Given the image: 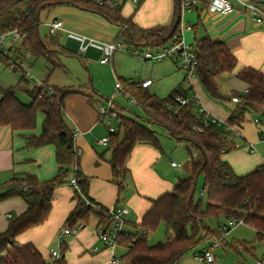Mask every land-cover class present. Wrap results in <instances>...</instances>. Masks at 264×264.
<instances>
[{
	"label": "trees",
	"instance_id": "trees-1",
	"mask_svg": "<svg viewBox=\"0 0 264 264\" xmlns=\"http://www.w3.org/2000/svg\"><path fill=\"white\" fill-rule=\"evenodd\" d=\"M59 5H73L99 13L112 24L123 28L118 38H123L137 48L161 47L180 40L181 0H175L174 16L170 25L149 28L138 26L133 16H124L122 5L109 9L85 0H0V34L11 29H18L25 34L27 40L22 44L36 58L43 57L48 61L49 75L56 67L62 66L60 55L66 49L53 35L46 39L40 37V14L43 10H51ZM196 26H191V29H196ZM191 46L199 61L196 77L211 97L224 101L228 97L222 92L217 77L235 70L238 63L236 56L224 42L215 41L208 35L196 37ZM237 76L248 84V92L233 91L232 95H239L242 101L232 111L230 118L226 123H210L207 126L202 118L196 116L199 107L193 87H177L167 96L159 97L147 87L120 79L125 93L137 99L145 117L141 119L138 116L125 115L116 108L119 113V126L115 128V132H110L108 150L113 181L118 185L119 191L125 188L130 175L128 161L134 148L138 144L162 148L158 132L150 125L162 127L171 136L186 141L192 159V173L180 180L171 192L153 200L150 209L136 225L139 228L137 233L121 237L120 243L127 247L121 259L125 264H179L189 250L232 230H223L224 223L219 226V232L213 231L205 222L208 216L242 220L244 224L255 229L258 240H264V166L248 174L238 175L223 159L225 152L241 146L238 143L240 137H234V132L228 130V125L240 124L248 112L256 113L261 122L264 121V72L244 67ZM24 81L27 84V80ZM25 91L31 97L29 103L18 98L17 88H0V125L24 132L27 147L54 146L58 171L48 180L25 174L14 176L0 185V204L14 197H21L27 203V209L13 218L5 231L0 232V264H67L66 245L61 248V257L51 261L34 244L18 245L16 239L20 234L47 221L55 190L71 182L69 176L73 170V178L77 179L78 187L75 188L73 197L76 204L68 215L67 224L74 225L80 221L85 226L92 217L98 216L100 228L109 219V209L91 199L89 195V176L80 169L81 154H78L75 144V131L65 119L67 98L72 94H84V90L37 85ZM178 98H185L187 102L182 104ZM39 114H43V120L41 132L36 134L34 130L39 123ZM196 126L204 127L202 131H198ZM200 175L205 177L202 189L205 197L196 199ZM161 223H165L168 232H173V238L149 244L148 235L155 232Z\"/></svg>",
	"mask_w": 264,
	"mask_h": 264
},
{
	"label": "crops",
	"instance_id": "crops-1",
	"mask_svg": "<svg viewBox=\"0 0 264 264\" xmlns=\"http://www.w3.org/2000/svg\"><path fill=\"white\" fill-rule=\"evenodd\" d=\"M120 1L122 14L126 17L133 16L135 23L142 28L157 25L168 26L173 21L175 0H140L136 10H132L130 7L125 11L124 5L127 0ZM261 2L264 8V0H261ZM132 3L134 2L132 1ZM235 7L236 13L224 15L211 13L205 9V5L200 4L191 11H185L182 16V26L183 20L187 22V27L197 25L194 30L193 28H187L188 34L186 30L183 32V37L188 44L194 43L196 37L201 38L208 35L215 41L224 42L236 56L238 63L235 70L232 73L221 74L217 77V82L222 92L228 98L224 101L214 99L206 92L197 77L188 80L186 71L173 84L177 88L183 87V84L187 82L188 86L183 88L193 87L194 95L197 97L199 105L223 123L227 122L238 104L231 100L233 91L244 92L248 88V84L240 79L237 73L244 67H252L264 72V22L259 23L253 20L247 9L236 2ZM57 12L60 16L58 13L54 14L52 19L48 21L47 26L49 27L50 35L56 36L59 41L60 34L72 39L67 35L68 31L84 36L90 35V31L95 29L91 28L88 22H93L92 24L95 25L94 21L100 22V26L105 29H101L103 32L98 35V39L101 42L110 43L118 38L120 27L112 24L95 11L73 5H61ZM187 12L189 13L188 19L185 14ZM71 19H77L78 23L75 25ZM52 20L63 21V28L51 31L49 23ZM60 43L62 44L61 41ZM62 45L65 48L64 44ZM94 49L99 50L97 48ZM90 50L91 47L84 52ZM99 51L102 52L101 50ZM115 54L111 61L112 66ZM172 60L176 62L174 59ZM117 78L120 80L119 77ZM123 79L139 83L151 78L138 81H134L133 78ZM153 85L154 82L152 81V84L147 88L150 90ZM83 90L84 94L78 95L79 97L70 96L67 98L65 119L74 131L77 129L81 131L75 138V144L82 151L80 169L85 175L89 176V195L91 199L107 209L123 206L129 208L127 225L129 229L130 227H135L137 229L135 233H137L139 228L136 225L150 209L153 200L167 192H171L180 180L192 173L191 155L184 159L180 157V160H178L180 162L176 160L169 162L166 157L167 151L163 149L162 145V148L158 149L150 144H138L128 161V167L131 172L127 178L126 186L122 191H119L118 185L113 181V173L109 162V144L99 143L100 139L109 136L106 133V130H109L108 125L101 120L98 112V107L103 105L104 102L94 98L93 93L89 89ZM110 118L112 116L108 114L106 119L111 123ZM256 118H259L256 113L248 112L245 119L240 124H236L241 146L225 152L223 155V159L232 166L238 175L248 174L264 166V125L256 123ZM42 120L43 114H39L38 122L42 123ZM34 132L36 134L41 132L39 123ZM166 132L174 140L173 142H176L175 153L183 144L188 146L186 141L171 136L167 130ZM23 133L14 131L9 126L0 125V185L10 181L14 176L33 174L40 180H48L57 174L58 163L55 158V147L52 145L41 148L27 147V139ZM174 161L180 165L174 166L172 164ZM74 171L73 174H75ZM74 194L75 187L70 183L59 186L55 190L52 210L47 221L20 234L16 239L18 245L32 243L45 258H49L51 249L55 248H50L48 251L47 247L67 225L68 215L76 204L73 199ZM26 209L27 203L21 197L3 201L0 204V232L5 231L9 222ZM92 218L95 220L93 226H91L90 222L83 226L77 233L71 235L75 237L69 244L66 239L70 235L64 239V245L67 246V264L71 263V251L73 248L77 250L79 256L75 264H110L113 256L112 251L98 237L99 217L94 216ZM212 241L210 239L206 244L204 243L202 251L208 249L212 252L213 248L218 245L211 246L210 243ZM119 246L125 247L127 250V247L123 244L118 245L116 249ZM96 247L99 249L98 251L94 250ZM116 249L114 256L119 258L120 264H123L122 257L116 255ZM88 250L93 255H86Z\"/></svg>",
	"mask_w": 264,
	"mask_h": 264
},
{
	"label": "rangeland",
	"instance_id": "rangeland-1",
	"mask_svg": "<svg viewBox=\"0 0 264 264\" xmlns=\"http://www.w3.org/2000/svg\"><path fill=\"white\" fill-rule=\"evenodd\" d=\"M124 6V11L130 7L132 10H136L139 4H134L131 0H127ZM59 7H61V5L56 6L51 10H43L41 12L39 34L42 39H46L50 36L49 27L47 26L48 21L52 19L54 14L58 13L57 9ZM185 14L188 19L189 13L187 12ZM58 15L60 16L59 13ZM71 21L75 25L78 23L77 19H71ZM88 23L91 28H94L95 30L90 31V35L86 36L87 39H94L95 41L101 42L100 39H98V35L103 32L101 30L103 27L100 26V22L98 23L94 21L95 25L92 24L93 22ZM182 27L183 29L185 27V30L187 31V22H185V20H183ZM120 30H123V28L120 27ZM188 33L189 32L187 31V34ZM59 38L66 48V52L60 56L62 66L56 67L49 75L48 61L43 57L36 58L32 53L30 57L22 59L24 63L23 68L14 66L8 60L0 59V88H17L18 98L24 103H29L31 101L30 95L25 90L32 89L40 83H43L46 86L55 85L76 89H89V91L93 93L94 98L100 99L104 102L103 104L108 105L109 99H112L114 106L122 111L123 114H130L134 117L138 116L142 119L145 117L143 108L139 105H132L129 97L116 91L117 77L120 79L133 78L134 81L151 78L154 85L150 87V91L157 94L159 97H165L176 87L175 85L173 86V84L177 79L185 74V70L180 68L178 63L176 64L171 58L162 61L144 60L136 55L121 50L116 51L113 66L111 63L103 64L101 62L103 56L102 52L94 49V47H91L90 51L84 52L81 50L80 44L75 40L69 39L63 34H60ZM121 40L124 45H130L128 42L124 41L123 38H121ZM131 46L137 48L136 45ZM23 52L28 54L26 50H23ZM23 78L27 80V84ZM47 79L48 82L46 81ZM185 86H188L187 82L186 84H183V87ZM78 95L80 94H72L70 96L79 97ZM110 120L113 126L116 128L119 126L118 119L112 117ZM39 125H41L40 121ZM262 125H264V121ZM150 126L159 133L161 145L163 149L167 151L166 157L169 162L171 160L180 162L178 161L180 160V157L184 159L190 156L187 144H183V146L181 148L179 147L178 151L175 153L176 142H173L174 140L170 138L166 130L162 127L159 128L154 125ZM106 133L110 135L109 130H106ZM240 141L241 140H239L238 143ZM191 149L192 152H195L194 148ZM73 175V172H71L69 178L71 179ZM204 180V175H200L195 193L196 199L202 197L201 193L204 186ZM204 201L206 202V200ZM94 221V218H92L90 221L91 226H93ZM205 222L213 231L219 232V226H222L226 222V219L224 216H208L205 219ZM130 229L134 232L137 230L135 227H130ZM200 233L203 235V231ZM173 236L172 231H167L165 223H161L155 232L148 235V243L156 244L161 241H168L172 239ZM74 237L75 236L70 235L67 237L66 242L69 244ZM204 243L206 244V242H203L186 252L182 257L180 264H209L205 260L196 258V253L203 254L202 248ZM59 245L60 242L57 235L54 241L48 245L47 250L49 251L50 248L58 249ZM126 251L125 247L119 246L116 249V255L122 257ZM212 253L216 258L215 264H264V240L257 239L254 228L246 224H241L227 233L224 241L215 246ZM86 255H93V253L88 250ZM48 257L49 258L47 259L53 261L50 254ZM78 258V252L73 248L71 251V263L69 264H75ZM123 264H125V262Z\"/></svg>",
	"mask_w": 264,
	"mask_h": 264
},
{
	"label": "built area",
	"instance_id": "built-area-1",
	"mask_svg": "<svg viewBox=\"0 0 264 264\" xmlns=\"http://www.w3.org/2000/svg\"><path fill=\"white\" fill-rule=\"evenodd\" d=\"M88 2L95 3L97 5L107 7L109 9H116L121 5L120 0H85ZM135 4H138L140 0H132ZM205 4V9L211 13H219V14H233L236 13L235 2L241 5L242 7L246 8L250 17L259 22H264V8L262 7L261 0H181L182 5V16L185 11H191L196 8L198 5ZM51 31H55L58 29L63 28V21L61 20H52L49 23ZM188 29L191 26L186 27ZM185 27L181 29L180 40L167 44L161 47H142V48H134L133 46H126L122 42L120 38H117L115 41L110 43L98 42L94 39H87L86 36L81 35L79 33H75L72 31H68L67 35L78 41L80 44V48L82 51H87L90 47L97 48L103 52V56L101 58V62L103 64L111 63L113 55L116 51H125L126 53H131L133 55L138 56L144 60H152V61H161L166 58L174 59L178 65L183 68L187 72V79L192 80L196 77L197 66H198V58L195 50L188 44L184 39V32ZM27 40L25 34H23L18 29H11L6 32L0 34V59H5L10 61L14 66L23 68V61L22 59L25 57H30L31 51L28 50L22 43ZM125 49V50H124ZM23 50H26L28 54H25ZM152 84V80H144L137 83L140 87H149ZM43 85V83H40ZM52 89V87H49ZM116 91L122 93V95L129 97L130 103L132 105H138V101L135 97L126 94L123 88V85L119 79H117L116 83ZM248 89H246L242 93H247ZM196 97V96H195ZM178 100L185 104L187 100L185 98H178ZM231 100L236 103H241L242 98L239 95H232ZM196 103L198 104V111H196V116L202 118V121L205 126L209 125L210 123L215 124H223L221 120L217 117L208 113L203 107L199 105L198 99L196 97ZM99 114L101 120L108 125L110 132H115L116 129L113 127L106 116L110 114L113 118L118 119L119 113L114 106V102L112 99H109L108 105H101L99 107ZM256 123L262 124L259 118L255 119ZM226 123V122H225ZM204 127V126H203ZM202 126H196L195 129L198 131L203 130ZM228 130L234 132V137L238 136L236 125H228ZM80 129L75 131V137L80 133ZM109 136L104 137L99 140L101 144H108L109 143ZM78 149V154H81L82 151ZM174 166L180 165L177 162L172 163ZM71 185L75 188L78 187V181L76 178H72ZM202 197H205L204 191L201 193ZM130 210L127 207H117L109 209V219L99 228L98 230V237L100 241L112 251V259L110 264H120L119 258L114 256V251L118 245H120L121 237L130 235L132 232L131 229L128 228L127 225V215L129 214ZM244 224L242 220H234V219H227L225 224L223 225V230L233 229L234 227ZM84 226L83 222H77L74 225L67 224L58 234V239L60 242L58 249H51L50 255L55 259H59L62 255L61 248L64 246V239L69 236L77 233L82 227ZM227 234V233H226ZM225 234V235H226ZM221 236L212 241L213 245H217L222 242L225 238ZM98 251L99 249L96 247L94 249ZM203 254L196 253V258L200 260H205L209 264H215V257L210 250L202 251Z\"/></svg>",
	"mask_w": 264,
	"mask_h": 264
},
{
	"label": "water",
	"instance_id": "water-1",
	"mask_svg": "<svg viewBox=\"0 0 264 264\" xmlns=\"http://www.w3.org/2000/svg\"><path fill=\"white\" fill-rule=\"evenodd\" d=\"M196 190V186H195V188H194V191Z\"/></svg>",
	"mask_w": 264,
	"mask_h": 264
}]
</instances>
